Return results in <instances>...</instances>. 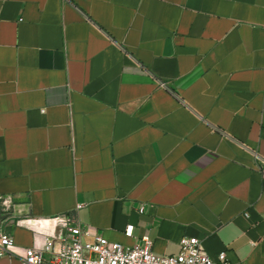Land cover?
Masks as SVG:
<instances>
[{"label":"crops","instance_id":"obj_1","mask_svg":"<svg viewBox=\"0 0 264 264\" xmlns=\"http://www.w3.org/2000/svg\"><path fill=\"white\" fill-rule=\"evenodd\" d=\"M57 216L264 264V0H0V264Z\"/></svg>","mask_w":264,"mask_h":264},{"label":"built area","instance_id":"obj_2","mask_svg":"<svg viewBox=\"0 0 264 264\" xmlns=\"http://www.w3.org/2000/svg\"><path fill=\"white\" fill-rule=\"evenodd\" d=\"M54 221L56 227L46 235L43 246L27 249L21 264H246L229 261L223 251L209 255L196 237H182L179 253L162 255L152 250L147 236L143 245L125 246L91 234L68 216H57ZM12 245L11 237L0 230V253Z\"/></svg>","mask_w":264,"mask_h":264}]
</instances>
